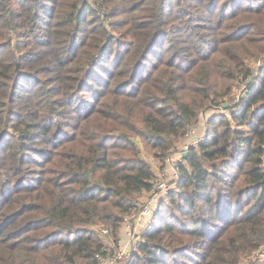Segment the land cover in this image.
Returning <instances> with one entry per match:
<instances>
[{"label": "trees", "instance_id": "obj_1", "mask_svg": "<svg viewBox=\"0 0 264 264\" xmlns=\"http://www.w3.org/2000/svg\"><path fill=\"white\" fill-rule=\"evenodd\" d=\"M175 1L0 0V264H99L153 188L140 142L162 166L240 75L244 104L208 120L170 218L124 264H241L264 247V62H244L264 52V0Z\"/></svg>", "mask_w": 264, "mask_h": 264}, {"label": "rangeland", "instance_id": "obj_2", "mask_svg": "<svg viewBox=\"0 0 264 264\" xmlns=\"http://www.w3.org/2000/svg\"><path fill=\"white\" fill-rule=\"evenodd\" d=\"M165 1L166 4L170 5L172 8H175V0ZM230 8L231 6H228L227 10H230ZM57 24L61 25L59 26L58 32L63 33L65 30L64 26L58 22ZM109 29L112 31L111 36L113 39L120 37L119 33L122 31V29H113V27H109ZM111 53H114V51L108 52L106 56L107 67L111 66V64L117 61L116 55L111 56ZM260 57H262L261 60L259 59ZM244 62L249 65L253 71H256V68L264 62V52L257 51V54L247 57ZM44 74L50 75L45 71ZM242 76L243 75H240L239 77L235 78L234 81H231L232 86L228 93L225 94L224 88L221 89V94L223 95L218 97V103H210L209 106H205L201 109L196 123L187 129L183 137L171 150V153L165 159L162 166H159L158 162L151 155L150 151L145 150V145L140 142V147L143 150L141 155L148 162H150L156 175L153 189L148 192H143L139 199L137 209L132 210V212L125 217V220L120 225L116 243L111 244V238L109 236L105 237L103 235L104 243L107 245L108 250L105 256H100L99 264H124L135 247V242L142 239L141 232L149 228V225L152 223H160L161 215L166 216L167 212L164 207H161V203L168 201V192L176 189L175 180L177 178V162L181 160L182 156L187 153L191 146H195L205 139L207 128L209 126V119L213 118L217 114L230 117L231 111L238 110L240 105L244 104L248 94L246 93V88L244 85L245 81L243 80ZM25 78L27 77H23L22 75L18 80L19 82H23V79ZM28 79H30V77ZM114 81L117 83L118 77H115ZM79 96H84L82 100H91L92 104L94 102L93 99H90L91 93L81 92ZM72 122H74V120H71V124H73ZM72 128L73 127L70 125V127L67 128V132H71ZM87 129V126L83 127V130ZM33 168L36 169L32 172H36V170H38V167ZM161 182L163 183L162 189L158 187ZM166 217L170 218V213H167ZM98 233L101 235L106 234L104 228H100ZM241 264H264V247H260L259 249L253 251L250 255L242 260Z\"/></svg>", "mask_w": 264, "mask_h": 264}, {"label": "built area", "instance_id": "obj_3", "mask_svg": "<svg viewBox=\"0 0 264 264\" xmlns=\"http://www.w3.org/2000/svg\"><path fill=\"white\" fill-rule=\"evenodd\" d=\"M158 187L160 188V189H162L163 188V183L161 182L159 185H158ZM153 189V188H152ZM105 232H106V229H105ZM99 261H100V256H99ZM98 261V262H99Z\"/></svg>", "mask_w": 264, "mask_h": 264}]
</instances>
